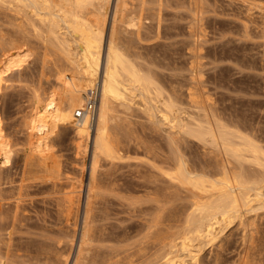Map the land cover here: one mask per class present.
I'll list each match as a JSON object with an SVG mask.
<instances>
[{
  "label": "bare ground",
  "instance_id": "1",
  "mask_svg": "<svg viewBox=\"0 0 264 264\" xmlns=\"http://www.w3.org/2000/svg\"><path fill=\"white\" fill-rule=\"evenodd\" d=\"M114 1L115 5L110 25L108 14L111 0H0V11L2 9L3 13L5 10L4 15L0 13L2 16V18L0 17V90L5 84L6 76L15 70H19L29 60L30 56H34L33 54L39 58V61L41 60L42 64L51 62L56 66L54 71L56 83L53 90L48 92V94L46 93L47 96L45 97L41 96V94L35 95L32 112L27 116L25 122L28 127L26 139L30 152L43 153L51 140L53 132L57 128H71L76 153L90 154L89 175L86 183L81 179H77L68 186H58L56 183H53L52 186L55 192L60 193L62 203L58 199L57 203L59 202L61 204L59 206L61 209L64 206L62 210H64L63 213L65 212V220H68V223L72 217H74L75 223L78 222V216L83 209V215H81V217L83 216V222L81 220L82 227L81 231L79 229V246L74 264H92L94 261L92 258L96 257L91 254L93 242L96 240L102 241L100 239L103 237L104 230L102 232L99 229L100 226L99 228L97 226V216L99 215L96 211L102 208V204L98 206L100 205L99 203L106 201L107 205V202H109V198H107L108 201H103L104 196H106L105 189L108 188L110 190V188H114L115 182L114 184L113 182H111L112 184L109 183L111 186L108 185L107 187L106 184L108 182L105 184L99 178L98 171L101 161L107 159L115 163V160L121 159L125 153L121 145L122 133L135 132L134 126L130 125V120H127L130 118L126 119V123H122L124 120L122 122L119 121L123 117L120 118L121 115L117 114L119 113L117 112L119 110L118 106H124L128 109L129 107L133 108L131 106L135 104H143L142 111L146 114L145 116L149 123L153 124L154 127H158L159 130L167 132V151L164 150L167 155L165 157L162 156L163 158L161 159L163 162L160 160L164 163V166H161L159 170L161 175L170 181L172 191L173 189H175L174 191L178 190V186H180L186 192H189L188 195L191 194L190 205H188L189 208L187 207L189 212L186 215V221L184 220L185 224L182 223V227L184 226L181 229L183 238L182 245L180 248H177L176 243L173 240L170 241L169 250L162 256L164 260L160 264L187 263L186 259L182 260L183 263H177V260L172 255L174 252H179V255L183 256L188 255L196 262L198 249L196 248L195 241L215 239L221 230L222 224L232 222L236 218H240L246 209L250 210L253 208L255 210L260 207V204L262 206L264 203V148L247 131L245 133L237 128L238 126L232 127V125L227 124L226 121L224 122L222 120L224 117L221 119V116H218V118L215 115L216 112L215 114H210L213 115L211 117L209 113L214 112L212 111L214 109L210 103V109L212 110L208 113V111L202 108L205 112L202 118H197L200 113L197 116L191 113V115L186 114L187 112L185 111V113L181 106V103H183L181 99L185 97H182V94H178V88L174 85H170L172 86L170 89L165 87L164 84L166 83L163 81L160 82L159 78L161 77H158L155 71L153 72L149 67L145 69L144 63H140L144 61V58L142 56L139 57L140 51L138 44L136 45L138 47L137 51L139 52H134L133 45L131 44L134 40H131L132 42L129 43L131 46H127L129 38L127 37V39L126 36L130 34V31L133 32L132 34L135 33L134 35L139 40L161 38L163 34L164 8L173 4L186 5L190 13L187 25L189 40L186 48L190 56L188 69L192 80V83L190 85L188 84V90H186L188 98L187 104L189 105L190 103L193 108L195 107L194 104L199 105V109L200 105L207 106L208 102L207 104L205 102L206 99H209L202 97L203 93L198 90L197 85H194L196 83L194 82V76L201 81L204 74L199 69L201 65L199 57L202 56L201 51L203 47L199 43V40L196 39L194 41V34H197V30L202 24L194 22V11L197 12L200 9H205L206 0ZM132 27L135 28L132 30ZM123 31H127V33L129 31V33L126 35L125 32L124 34L126 36H124L121 33ZM135 36L132 37L135 38ZM139 42L141 43V41ZM139 42L136 41V43ZM142 44L144 43L142 42ZM141 57L142 59H140ZM191 80H189V83ZM96 87L98 88L99 94L98 105L96 117L91 124L89 114L84 115L82 119H78L76 118V112L85 106L91 89H95ZM185 99L183 101L186 102L187 99ZM191 105L189 106L191 107ZM232 124L234 123L232 122ZM190 139L199 141L206 154L214 153L216 155L215 157L219 156L220 159L218 162L216 160V165H212L215 163L213 161L212 163H210L211 161H206L204 164L200 161L196 162L197 160H194V157L191 156L192 152L188 148L189 143L187 142ZM88 140L91 141L90 144H87ZM12 153V144L5 138L0 116V155L3 157L0 167L10 164ZM245 163L247 165L255 164V166H259L260 169H263V173L260 171L261 174L257 167L258 170L254 171H258L261 175H254V172H252L253 174L249 173L246 170L247 165L245 166ZM249 166L251 167V165ZM249 166L248 169L250 170ZM124 184L126 185L125 182ZM117 185L116 187L119 189L118 186L123 184L119 183ZM144 185L146 186L145 194L150 201H154L152 204L155 203V207L152 204L150 205L153 206V209H156V213H153L155 212L154 210L151 212L155 216H151L152 218L150 220H148L149 218L146 219L148 221L146 227L147 234H156L159 240L163 241L162 246H164L167 243H164L165 225L168 224V226H171L169 225L171 221L166 219L172 217V215H169L170 217L164 216V208L169 200L165 198L164 193H161L159 187L153 188L149 187L148 184ZM126 186L128 188V185ZM117 188L113 189L114 191L111 189L113 191L112 193H115V190L118 191ZM108 189L107 192L111 193ZM51 191L50 193L53 192ZM129 191L134 192L132 188ZM131 194L129 193L130 196H124L120 193V195L124 196L123 199L125 197L127 200L130 197L135 198L134 200L130 199V205L132 206L138 200L136 198L139 197V200H141V196L135 197L131 196ZM84 195L85 200L83 199ZM115 195L117 197L118 194L116 193L113 196ZM101 199L103 202L99 201ZM139 200L136 203L140 202ZM142 201L144 200L142 199ZM257 202L259 206L255 204ZM59 208L57 210L61 212ZM144 209L143 211L146 212L147 210ZM101 210L100 212L98 210L100 214L104 211ZM146 221L143 222V226ZM100 222L99 220L98 225ZM103 226L102 228H104ZM58 228L60 229V227ZM61 229L63 228L61 227ZM75 232L76 230L72 233L71 238L74 237ZM125 233L127 234L128 232ZM107 234L109 235V233ZM58 238L57 236L54 240L57 241ZM67 238L64 239L63 237L64 241L70 240V238ZM116 239L118 240L117 236ZM51 241L49 242L51 243ZM99 241L97 243L95 242L96 245L99 244ZM99 248L98 246V252ZM113 248L114 250L116 249L115 247ZM56 249L59 250V248ZM126 249L129 250L128 247ZM137 249L132 252L128 251V254L125 251L126 254H124L127 258L123 260L128 261L127 259L131 257V253L137 252ZM258 249L261 250V248ZM39 250L41 251V249ZM70 250L72 248L67 252L70 253ZM139 250L141 251V248ZM42 251L41 254L43 255L44 253ZM116 251L115 253L118 255V252L121 250ZM262 253L264 255V251ZM108 254L107 256L110 255ZM52 255L46 256L45 254L48 261L45 259L44 261L49 262L50 260L51 262L53 260H51ZM119 255L117 258L123 256L122 254ZM133 255L136 257L135 254ZM252 255L254 256L253 253ZM53 256L56 257V255ZM107 256L105 254L101 256L106 257V260L103 258L106 264H121L124 262L121 261L122 257L119 258L121 262L116 263L114 260L111 261L115 255L109 258ZM67 257L64 261L61 260L62 258L58 259L63 261L62 264H66L68 263ZM99 257L100 255L95 260L99 259ZM101 262L98 263L100 264ZM262 262L260 263L263 264Z\"/></svg>",
  "mask_w": 264,
  "mask_h": 264
},
{
  "label": "rangeland",
  "instance_id": "2",
  "mask_svg": "<svg viewBox=\"0 0 264 264\" xmlns=\"http://www.w3.org/2000/svg\"><path fill=\"white\" fill-rule=\"evenodd\" d=\"M206 1L205 4L207 6L205 5V9L194 11V22L202 24L200 25L201 31L199 27L197 34H194V41L196 39L199 40L203 47L202 56L199 57L201 61L199 69L204 73L203 81L202 79L199 81L194 76V82H196L194 85H197L198 90L203 93L202 97L209 99L205 98V103L207 104L208 102V107L211 104L214 110L210 109L211 105L209 108H204L207 106L200 105V110L199 105L194 104L195 107L193 108L190 103L191 107L187 104L186 90H188V84L190 85L192 80L188 69L190 56L186 48L189 40L187 25L190 17L186 5L173 4L164 8L163 34L161 38L143 39V41L136 38L135 33L132 34L133 32L131 31L129 35H127L129 31L128 33L127 31H125L126 33L124 31L121 33L124 36L127 35L126 38H129L127 46L132 44L134 52L138 53L140 51L139 57L142 56L144 61L139 62L141 64L144 63L143 65L146 67L144 68L147 69L149 67L153 72L155 71V74L161 77L159 78L160 82L166 83L164 84L165 87L170 89L172 87L170 85L176 86L178 94H182V97L187 99L184 98L185 102L180 96L183 102L181 106L184 112H187H185L186 114L197 116L200 113V115H203L201 117L199 115L197 118H202L205 114L204 110L208 111V113L212 110L214 112H210L209 115L216 112L215 115L217 117L221 116V119L224 117L222 120L226 121L227 124L232 125V127L238 126L237 128L243 132L247 131L264 148V0ZM114 5L115 1L111 0L108 14L110 25ZM2 11L1 9L0 13L4 15L5 10L3 13ZM1 14L0 17L2 18ZM133 28L135 27H132V30ZM130 36L131 38L135 36V38L131 39ZM131 40H134V42ZM136 41H141V43H136ZM129 43L131 44L129 45ZM136 44H138L139 48ZM130 48L133 49L132 47ZM137 48L139 51H137ZM33 55L19 70H15L6 76L5 84L0 90L1 126L5 138L11 142L13 148L10 164L0 167V231L2 232V235L0 234L2 236H0V264H49L50 260L45 262L44 259L47 260L46 256L51 254L56 255L57 258L52 255L51 260H55H52L50 264H53V262L54 264H62L67 256L68 263L66 264H74L79 246V232L83 222V216L81 217L83 209L78 216V222L75 223L74 217H72L68 223V220H65V212L63 213L64 210H62L64 206L62 205V209L61 207L59 208L60 203H62L60 193L55 192L52 186L53 183L58 186H68L77 179H81L86 183L89 175L90 154L76 153L71 128H57L43 153L30 152L26 139L28 133V127L25 124L26 118L32 112L35 95L47 96L56 83L54 78L56 66L51 62L42 64L41 60L39 61V58L35 54ZM189 80H191L190 83ZM131 107L133 108L129 107L127 109L124 106H118L119 110H117L119 112L117 114L121 115V117L118 116L120 118L123 117L122 119L118 118L119 121L122 122L124 120L122 123H126V119L130 118L127 120H130V125L135 128V132H125V134L122 133L121 135V141L123 142H121V145L125 151L123 157L115 160V163L103 159L99 167V178L105 184L108 182L106 184L107 187L108 185L111 186V182L113 184L115 182V187H109L110 190L108 188L105 189L106 196H104L103 201L109 198L107 205L106 201L103 202L102 199L99 201L103 203L97 204L98 206L102 204V208H99L104 211L101 210V215L99 213L100 209H97L96 212L99 216H97L98 221L96 223L98 228L100 226L99 229L102 232L104 230V232L103 237L100 239L102 241L98 240V245H96L97 240L95 241L96 243L93 242L94 251L92 250L91 254L98 258L99 255L100 257L104 256V254L107 256L108 253L106 254V252L111 251L113 255H111L112 253L109 254L111 256L115 255L111 261L114 260L116 263L124 261L121 264L125 262V264H160L164 260L162 256L169 250L170 241L173 240L177 248L182 245L181 229L184 227H182V223L185 224L186 215L189 212L188 205H190L191 194L188 195L189 192H186L180 186H178V190L174 191L175 189H173L172 191L170 181L161 175L159 171L160 167L164 166L161 158L167 155L164 151H167V132L161 131L158 127H154L153 124L149 123L145 116L146 114L142 111L143 104H135ZM210 116L213 117V115ZM90 143L91 141L88 140L87 144ZM187 143H189L188 148L192 152L191 156L194 157V160H197L196 162L200 161L204 164L206 161H211L210 163L213 161L215 163L212 165H216L219 161V156L215 157L214 153L206 154L202 149V144L196 139H190ZM2 160L3 157L0 155V166L2 165ZM247 163H245V166ZM256 167L255 164H248L246 170L251 174L254 172V175H261L263 169L258 166V170ZM254 170L262 173L260 172L261 174H259L258 171L255 172ZM124 182L128 185V188ZM119 183L125 185V187L123 185H120L121 187L118 186ZM116 184H118L119 189L121 188L122 190L124 188V191L120 190V192ZM144 184H148L149 187L160 188L161 193H164L165 198L169 200L164 208V216L172 215V217L169 216L172 220L175 221L177 219L175 223L170 218L166 219L171 221V224L169 223L171 226L165 225L164 243H167L164 246H162L163 241H160L156 234H147L148 221L146 219L149 218L148 220H150L151 216H155L151 212L154 210L155 212L153 213H156V209H153L155 203L152 204V202L154 201H150L145 194L146 186ZM116 188L118 191L115 190V193H112L113 189ZM131 188L134 192L129 191ZM135 188H138V190ZM107 189L112 194L108 193ZM116 193L118 194L117 197L116 195L113 196ZM120 193L124 196L132 193L131 196H141V200L143 199L144 201L141 202L139 197L136 198L141 203H136L138 201L136 200L133 203L135 205L133 207V205H130V199L134 200L135 198L130 197L129 201L126 197L123 199L124 196L120 195ZM51 197L53 199L57 198L53 200ZM57 199L60 203H57ZM83 199L85 200V195ZM255 204L259 206L258 202ZM263 204L262 206L260 204L257 209L254 208L255 210L253 208L250 210L246 209L240 218L222 224L221 230L215 239L195 241L198 249L196 262L188 255H179V252H174L172 255L177 260V263H183L182 260L186 259V264H251L252 262L261 264V261L264 264V255L262 253L264 251ZM103 206H106L107 209ZM57 208L61 209V212ZM143 209L147 211L145 212ZM105 213L106 215H104ZM101 217L104 218L101 219ZM99 220L101 225H98ZM144 221L146 222L143 226ZM102 225H104V228H102ZM74 230H76L75 238L72 237V240L71 236ZM125 232L128 233L126 234ZM59 235L63 236L64 239L68 237L67 239L70 238L71 241H64L63 237ZM57 236L59 237L57 240L59 243L54 240ZM68 241L72 243L70 244ZM98 246L100 247L99 252ZM113 247L116 249L114 250ZM127 247L129 250L126 249ZM131 247L132 249H130ZM138 247L141 248V251L139 250L140 248L137 249ZM70 248L72 250L68 253L67 251ZM258 248H261V250ZM39 249L43 250V255ZM135 249H137V252L133 254L136 257L132 253L130 256L134 258L128 255L131 260L127 259L130 261L128 263V261H125V258H127L125 251L128 254L136 251ZM116 250H121L118 255L125 253L123 256L119 255L122 260L119 259L120 257L117 258ZM54 251L60 252L56 253ZM252 253L257 256L254 257ZM63 254L66 255L64 256ZM110 255L107 258L111 257ZM96 257L92 258L94 260L92 264H99L98 262L101 261L100 264L105 263L106 257H99L101 261L99 259L95 260ZM253 257L256 259L254 260ZM58 258H62L61 260L63 261ZM261 258L263 259L261 260ZM132 260L136 262L134 263Z\"/></svg>",
  "mask_w": 264,
  "mask_h": 264
},
{
  "label": "built area",
  "instance_id": "3",
  "mask_svg": "<svg viewBox=\"0 0 264 264\" xmlns=\"http://www.w3.org/2000/svg\"><path fill=\"white\" fill-rule=\"evenodd\" d=\"M98 96H99L98 88L96 87L95 89H91L85 106L76 112V118L82 119V117L84 115L89 114V118H90L91 124H92L95 117H96V111H97V105H98Z\"/></svg>",
  "mask_w": 264,
  "mask_h": 264
}]
</instances>
